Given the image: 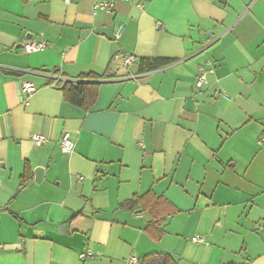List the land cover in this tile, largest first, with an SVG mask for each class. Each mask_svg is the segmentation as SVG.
I'll list each match as a JSON object with an SVG mask.
<instances>
[{
  "label": "crops",
  "instance_id": "obj_1",
  "mask_svg": "<svg viewBox=\"0 0 264 264\" xmlns=\"http://www.w3.org/2000/svg\"><path fill=\"white\" fill-rule=\"evenodd\" d=\"M99 1L0 0V264H264V0Z\"/></svg>",
  "mask_w": 264,
  "mask_h": 264
},
{
  "label": "built area",
  "instance_id": "obj_2",
  "mask_svg": "<svg viewBox=\"0 0 264 264\" xmlns=\"http://www.w3.org/2000/svg\"><path fill=\"white\" fill-rule=\"evenodd\" d=\"M64 1L66 3L70 2V0H64ZM143 1L144 0H101L95 4V12L102 11V12L111 14V13H113L114 8L118 2L132 3V4H136L138 7H142ZM122 31H123V28L122 27L119 28V30L116 33L117 39H120ZM46 47H47V44L45 41L30 42L24 46V50L28 54H33V53H38V52L44 51L46 49ZM136 61H137V58H136V56H133V55H122V56H120V62L123 65V67H129V66L133 65ZM207 76H208V71L204 67H202L200 69V75H199L198 80H197V87L198 88H201L208 83V77ZM20 90H21L22 96L25 97V100H24L25 104H28L30 101V98L37 92V88L31 82L23 83L21 85ZM32 141L36 145H42L47 140L42 136L35 135L32 138ZM259 144L264 145V136H262L259 139ZM60 148H61V152L63 153V155H70L74 152L75 143L71 139V136L68 132H65L63 134V136L60 140ZM79 180H80V182H82L84 180V177H80ZM191 242H193L195 244H201V243L205 242V239L202 236H194L191 239ZM2 250H3V246L0 244V253L2 252ZM95 256L96 255L91 250H88L86 252H82L80 254V258L83 260H86L88 258L93 259V258H95ZM127 263L128 264H140V261L137 257L133 256L127 260Z\"/></svg>",
  "mask_w": 264,
  "mask_h": 264
},
{
  "label": "trees",
  "instance_id": "obj_3",
  "mask_svg": "<svg viewBox=\"0 0 264 264\" xmlns=\"http://www.w3.org/2000/svg\"><path fill=\"white\" fill-rule=\"evenodd\" d=\"M171 61L164 59L156 60H144L141 62L142 71H151L168 65ZM90 85L85 82H67L62 87V91L66 98H68L73 104L78 106H85L87 104L88 97L90 96ZM32 179V173L30 168L27 167L23 175V182L27 183ZM140 264H176L175 260L167 254H152L144 257Z\"/></svg>",
  "mask_w": 264,
  "mask_h": 264
},
{
  "label": "water",
  "instance_id": "obj_4",
  "mask_svg": "<svg viewBox=\"0 0 264 264\" xmlns=\"http://www.w3.org/2000/svg\"><path fill=\"white\" fill-rule=\"evenodd\" d=\"M44 170L39 168L37 170H35V174H36V182L38 183L40 181V179H42V175H43Z\"/></svg>",
  "mask_w": 264,
  "mask_h": 264
}]
</instances>
